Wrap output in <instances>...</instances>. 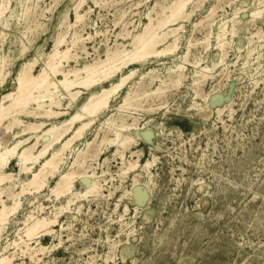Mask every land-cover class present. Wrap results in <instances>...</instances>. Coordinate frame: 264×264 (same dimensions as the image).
Masks as SVG:
<instances>
[{"label": "rangeland", "instance_id": "374dc122", "mask_svg": "<svg viewBox=\"0 0 264 264\" xmlns=\"http://www.w3.org/2000/svg\"><path fill=\"white\" fill-rule=\"evenodd\" d=\"M7 1L8 10L3 17L0 16V60L2 57L6 60V79L0 85V97L15 88L17 73L24 63L34 61L35 74L44 67L46 55L52 51V42H55L59 33L65 34V43L61 48L71 46L73 33L84 38L77 46L79 48H71L70 54H75L74 58L63 63L64 69L74 67L76 61L82 66L91 62V59L105 58L107 49L110 52L131 49V37L142 30L149 13L154 24L168 14H164L156 2L163 5L165 1L166 5L171 0H84L79 8L83 16L72 27H67L63 20L66 16L67 21L73 24L72 11L78 0ZM198 1L188 6L187 12L193 10L192 14L177 22L183 25V31L179 32L180 48L177 55L149 57L123 68V74L129 69H134L135 74L111 101L110 109L120 104L127 93L133 94L132 106L136 103L138 106H131L123 113L137 118L136 128L131 134L136 142L125 150L124 157L131 160V152H139V161L143 164L145 159L152 160L155 156L156 160L150 167L151 173L146 174L139 167L125 176L120 175L121 157L114 154L115 147L107 146L106 150L105 146L98 159L94 157V146L88 150L84 148L85 141L92 139L99 124L116 111L101 113L84 139L75 142L72 150L67 151L60 169L67 171L75 154L83 150L84 154L79 158L84 161L83 166H76L75 169L85 173L77 178L74 188L84 192L92 181L84 175L94 171L99 176L103 171L105 173L99 177L102 195L86 194V198L76 201L80 205L78 211L77 205L73 204L70 212L62 213L59 222L64 226L63 229L60 225L55 226L54 234L41 238V243L49 248L39 255V261H31L28 254L17 249L13 264H264V38L262 41L254 38L251 43L247 39L250 32L264 28V11L253 22L254 27L253 23L247 22L251 18L249 12H253L257 7L256 2L261 0H204L202 5V0ZM213 5L216 6L215 13L206 16ZM235 9H240L238 15L241 19L239 24H235L236 34L231 36L227 33V40L231 43L226 45V66H222L224 69L218 68L213 78H206L200 89L203 92L199 90L200 95L209 93L207 100L211 108L223 107L224 110L219 115L214 111L204 118L193 107L190 82L194 66L186 62L184 73L188 76L179 88H172L170 83L175 72L167 78L165 71L168 68L175 69L180 62L179 56L186 51L187 38L196 42L190 48L188 59L192 62L199 60L202 65L210 66L221 53L215 41L219 30L217 24L222 19H231ZM261 9L264 10V4ZM123 11L126 14L122 18ZM231 25L229 22V29ZM206 31H211L208 47L201 42L208 34ZM249 47H253L254 52L247 56ZM152 75L159 78L149 84ZM50 77L57 82L61 75L53 76L50 73ZM165 78L167 89L162 99L144 96V91L154 89L160 83L159 79ZM63 92V103H66L68 95ZM218 95H222V99L215 102L214 97ZM86 96L84 91L78 104ZM161 100L167 104L157 109ZM196 101L202 103L201 98ZM76 109L77 105L73 104L72 111ZM18 117L25 123L34 121L30 116L21 114ZM126 117L128 123L132 122L131 117ZM16 130L12 129L14 132ZM104 130L111 136L109 129ZM141 131L148 135L141 137ZM118 133L120 139L126 140L128 135L125 132ZM0 139L3 144H11L12 132H6L0 126ZM17 170L12 165L9 171L17 173ZM29 175L20 176L25 179ZM49 184L53 186L54 180H50ZM47 193L49 191L45 189L39 198L25 196L23 208L8 225L9 241L13 239L24 215L38 203L47 207L46 212L52 209L53 203H65L64 198L57 202L48 201ZM29 201L33 204L29 205ZM60 238L62 243L53 248ZM1 243L7 244V239L3 238ZM12 251L10 248L8 253ZM107 255L111 258L104 261Z\"/></svg>", "mask_w": 264, "mask_h": 264}, {"label": "bare ground", "instance_id": "6f19581e", "mask_svg": "<svg viewBox=\"0 0 264 264\" xmlns=\"http://www.w3.org/2000/svg\"><path fill=\"white\" fill-rule=\"evenodd\" d=\"M83 1L84 0H78L74 5L72 11L74 13L73 24L67 21L66 16L64 17L63 21H65L64 22L65 24L67 23V27H72L81 20L83 14L79 12V8L83 3ZM203 1L204 0L200 2L201 5ZM195 2H199V1L171 0L166 5L164 4L165 1L163 5L156 2V4L160 6L161 11L164 14L165 13L168 14H165L164 19H159L154 24L153 19L151 18L149 13L147 23L142 27V30L132 35L131 37L132 48L129 50L115 49L114 51L110 52L109 49H107L105 58L103 59L90 58L92 61L86 62L82 66H80L76 61L75 63L76 65L74 67L64 69L63 63L64 62L68 63L69 59L71 58L70 60H72L75 56V54H70L71 48L77 47L79 43L84 41V38L81 35L73 33L72 40L70 42L71 46L69 47V45L64 44L65 47L61 48V45L65 43V39H64L65 34L59 33L58 36L56 35L57 38L55 39V42H52L54 43L52 51L46 55L44 67H42L41 69L39 68L40 70L38 71V73L35 74L33 72V67L35 63L34 61L26 62L21 66V69L19 70L16 76L15 88L12 91H8L2 94L0 97V126H2L6 132L11 131L13 138V142L9 145H7L8 143L3 144V142L0 139V264H13L12 262L13 259L15 258L14 252L17 249H20V251L24 254H28L31 261L32 260L34 262L39 261L41 259L39 255L43 254L49 248L41 243V238L45 236H50L55 233L54 227L60 225L59 221L62 213L68 212L72 208L71 205L73 204L75 205L76 201L82 197H85L86 194L91 193L97 195V197L102 195L101 194L102 186L99 183L100 182L99 177L103 176V174L105 173L103 171L99 176L96 175L94 171H92L88 175H84L85 177H89L92 179L91 184L86 187L84 192L76 191L74 188L77 178L81 177L85 173V172H78L75 169L76 166H83L84 161L79 160L80 156L84 154L83 150L81 151L79 150L80 152L78 151L79 153L75 154L76 156L71 161L72 163L67 171H61L60 169L61 164H63L65 161L64 159H66L67 151L70 152L72 150L75 142L84 139L86 132L93 126V124L96 123V119L101 113L107 110L116 111L115 113H111L109 116H107L103 123L99 124V126L97 127V131L93 135L92 139L89 141L88 140L85 141L84 148L88 150L90 147L94 146L96 150L94 157L95 159H98L97 158L98 155L102 153V150L105 146L106 147L104 149L106 150H107V146L115 147L114 154H119L121 157L120 175L125 176L129 172H134L139 167L142 170H144L146 174L151 173L150 167L153 165L154 160H156L154 158L155 156L153 157L152 160L145 159V162L143 164L140 163L139 161L140 160L139 156L141 155L139 152H135V151L131 152L132 157L136 156L135 159H132L131 157V160H128L125 159L124 157L125 150H127L130 147V145L136 142V139L132 137L131 134H133L132 130L136 128L135 126L137 125L136 124L137 118L130 115V117L132 118V122L128 123L127 122L128 118L126 116L129 117V114L125 115L123 113L126 112V110L128 111V108L132 106V101L134 100V96H132L133 94L131 95L130 93H127L123 97L122 102L120 104L115 105L112 109H110L111 101L115 96H117L118 94L117 91L123 86H126L127 82L135 74L134 69H129L127 73L123 74L122 72L123 68L129 67L130 65L136 63L138 64L140 62H143L147 60L149 57L153 58V57H165L167 55L170 56L177 55V52L180 48L179 32L180 30L183 31V25L177 22L183 19L185 20V18L189 17L192 14L193 10L190 9L191 11L187 12V9L190 4H193ZM256 3H257V7L253 12H249L251 13L250 15L251 18L247 22L253 23L256 18L262 15L264 11L263 9H261V6H263L264 4V0L257 1ZM8 5H9V1L7 0H2V2H0L1 17H3L6 11L8 10L9 7ZM37 6L39 7V5ZM130 7L132 8L131 5ZM215 8L216 6L214 7V5L212 8H209L210 11L206 16L208 17L212 16L216 11ZM150 12L152 13V11ZM239 12L240 9H235V12H233L234 13L233 17L231 16L232 17L231 19H226V20L222 19L221 21L218 22L217 27L219 30L215 36V41L217 42V46L221 53H220V57H218L214 62H212L210 66L202 65L199 60L198 61L193 60L194 62H192L188 59L190 48L192 46H195L196 42L195 41L193 42L192 39L187 38L188 39L187 44L185 45L186 51L183 55L179 56L180 62L177 64L175 69L168 68L167 71H165L168 74V77L166 76L167 78H169V75L171 73L175 72L174 77L170 76L173 77V79L171 78L172 81L170 83L172 88L173 87L179 88L181 85H183V80L186 78V76H188L185 75L184 73L186 62L187 63L189 62L194 66L195 70L193 72L192 77L190 76L192 78L190 82V89L193 91V97H192L193 107H195L196 111L199 112L201 115H203L204 118L209 116L214 111L217 113V115H219L222 112V110H224L223 107L222 108L217 107L215 109L211 108V105L207 100V96L209 95V93L200 95L199 90L201 89V86L203 82L206 80V78L208 77L213 78V75H215V72L218 68H221L222 66H226L225 59L228 52L226 45L231 43V41L227 40V33H229L231 36H234L236 34L237 29L235 27V24H239L241 19L238 15ZM124 13L125 12L123 11V13L121 14L122 18L125 16ZM207 19L209 20V18ZM229 22L232 23L230 29H229ZM34 25L35 24L33 23V26ZM253 25L255 27L254 23ZM195 26L196 25H194V27ZM103 30L105 31V29ZM83 31L85 32L84 29ZM128 34L129 32H127V35ZM89 38L92 39V37ZM254 38H256L257 41H262V39L264 38V28L263 29L259 28L255 32H250V35L247 37L248 42L249 43L254 42L253 41ZM210 39H211V31L208 32V34L204 37L203 41L201 42L206 43L208 47ZM116 40L114 41L116 42ZM257 43L258 42H256V44ZM82 49L84 50L83 47ZM8 52L10 51H7V53ZM252 52H254V48L249 47L247 50V56L250 55ZM86 53L88 52L86 51ZM246 61L244 60V62ZM5 62L6 60H4V58L2 57L0 60V85H3L6 79V72H4ZM5 68H7V66ZM222 68L224 69V67ZM50 73L53 76L59 74L61 75V78L58 79L57 82H54L53 79L50 77ZM157 78L159 77L156 75L150 76L149 84H152L154 81H156ZM159 82L160 83L157 84V86L154 89H150L149 91H144L143 92L144 96H156V98L162 99L163 98L162 95L166 92L167 89L166 78L164 80L159 79ZM149 86L151 87V85ZM136 87L138 86L136 85ZM63 91H65L68 95V99L66 103H63V99L65 97ZM84 91L85 94H87V96L81 103L78 104L79 97L84 93ZM58 92H60V94H58ZM135 95L137 97V94ZM197 98H201L202 103L197 102L196 101ZM221 99H222V95H218L214 97L215 102H219ZM161 101H162L161 103L159 102L160 103L159 106L158 107L156 106L157 109L160 108L162 104L166 103L165 100H161ZM73 104L77 105V109L74 111H72ZM134 105L132 107H134ZM228 109L231 110L230 108ZM21 114L33 117L34 121L25 123L23 120H21L18 117V115ZM60 118L62 119L60 121H57ZM117 120H119V123H117ZM13 128H17V130L14 132L12 131ZM104 128L109 129L112 132V134H110L111 136H108V134H106V130H104ZM118 131L125 132L128 135L126 140H122L119 138ZM147 135L148 133L146 132L143 131L140 132L141 137H146ZM12 165H15L18 168L17 173H12L9 171ZM27 173H29L30 175L28 177L26 176L25 179H22L20 175ZM116 176H118V174ZM50 180H54L53 186L49 184ZM81 183H83V181ZM148 187L149 186H147V189ZM45 189L49 191V193H47L46 195L48 201L50 200L51 202H55V201L57 202L61 198H64L65 203H61V204L53 203L51 205L52 209L49 212L45 211L47 207L43 203H38L36 206L30 209L27 214L24 215V217L19 223L18 229L15 230L14 232L13 239L9 241V239L7 238L8 225L10 224V221L12 219H15L17 217L20 210L23 208V201L25 196L31 195L33 196V198H39V196L42 194V192ZM31 204H33V202L29 201V205ZM79 208L80 205H77V211L79 210ZM60 227L61 229H63L64 226L61 224ZM3 238L7 239V244L5 245L1 243V240ZM61 243L62 241L60 238L58 242L55 243L52 247L55 248L59 246ZM10 248H12L13 251L11 253H8V250ZM109 258L111 257L107 255L104 261H107Z\"/></svg>", "mask_w": 264, "mask_h": 264}]
</instances>
